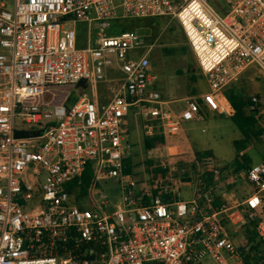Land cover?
Masks as SVG:
<instances>
[{
	"label": "built area",
	"instance_id": "2783aa9c",
	"mask_svg": "<svg viewBox=\"0 0 264 264\" xmlns=\"http://www.w3.org/2000/svg\"><path fill=\"white\" fill-rule=\"evenodd\" d=\"M155 18L179 24L207 92L165 101L157 40L107 34ZM251 70L264 78V0H0V264H264L245 232L264 248V160L227 172L209 155L175 177L157 146L164 175L126 171L130 111L167 142L203 121L199 100L231 117L223 95ZM111 71L105 99L90 97ZM249 110L262 115L264 97Z\"/></svg>",
	"mask_w": 264,
	"mask_h": 264
},
{
	"label": "rangeland",
	"instance_id": "374dc122",
	"mask_svg": "<svg viewBox=\"0 0 264 264\" xmlns=\"http://www.w3.org/2000/svg\"><path fill=\"white\" fill-rule=\"evenodd\" d=\"M120 24L121 29L116 34L136 31L145 36L149 42L157 40V46L151 55V69L153 74L157 76L154 88L160 92L165 101L197 97L208 91L202 72L188 47L183 31L176 21L168 23L167 18L133 19L121 21ZM111 25L113 28L108 29L107 34L114 35L112 31L119 23L114 21ZM135 25L137 29L133 30ZM91 26L95 36L97 25L92 24ZM75 28L78 35V46L80 48L86 47L89 38L88 25L77 23ZM120 77L121 74L116 71L109 72L105 81L107 83L97 85L95 90L89 91V96L96 95L99 100H104L107 84L119 81ZM231 92L240 96L242 102H247L255 94L264 97V78L254 70L248 71L226 93L230 95ZM199 104L201 105L200 100ZM245 112L246 116H250L249 104L245 107ZM137 114L132 110L125 119V128L129 133L128 141L132 146L134 145V164L130 166L128 163L127 166L130 173L135 174L137 179L144 181L147 177L145 172L149 153L144 148L146 140L144 127L140 116ZM202 116L203 121H191L182 126V135L173 138L178 139V142H169L168 138L167 142L164 141L161 145L159 153L164 154V159H166V153L168 154L166 160L170 162L175 177L181 176L182 171L180 169L184 167L189 171L188 161L194 158L199 159L211 155L221 167L227 166L224 170L229 172L234 169V159L241 158L247 164V162H251L252 157L257 156L256 153L264 155V140H261L258 134L256 135L264 128V113H262L263 119H259L258 123H255L250 129L248 150L244 152V158L240 157L238 152L243 147L234 146L235 142H242L244 139V134L236 121L207 111H203ZM182 159L185 161L183 162ZM252 163H257V158H254ZM86 208L89 209L90 206L86 205Z\"/></svg>",
	"mask_w": 264,
	"mask_h": 264
},
{
	"label": "trees",
	"instance_id": "16d2710c",
	"mask_svg": "<svg viewBox=\"0 0 264 264\" xmlns=\"http://www.w3.org/2000/svg\"><path fill=\"white\" fill-rule=\"evenodd\" d=\"M128 20H133V19H128ZM135 20V19H134ZM121 21L124 20H120L118 21L119 25L115 26L114 29L112 31L113 34H116L118 32V30L121 29ZM132 25V24H131ZM137 26L135 25V27H133V30L137 29ZM189 47V46H188ZM194 78V76L192 77V79ZM86 89V85L80 83L77 87V93H82L83 90ZM227 92V91H226ZM224 99L227 102V106L230 109L231 113H232V117L231 119H234L237 123V125L239 126V129H241L242 133L244 134V139L242 142H235L234 146H239V147H243L242 149H239L238 152L244 150L247 148V144L249 142V137H250V129L251 127L255 124L258 123V120H262L263 116L262 115H258L256 113L251 112L250 116H246V112H245V107L248 106L250 99L247 100V102H242L240 96L236 95L234 92H231V94H227L224 93ZM261 136L263 134V129L260 130L259 132L256 133V135ZM178 142V139H173V138H169V142ZM164 143V140L162 139V137H153L151 139H146L145 140V149L148 151L154 147L157 146H161ZM182 161L184 162L185 160L182 159ZM177 162V161H176ZM161 165L151 161V160H147L146 161V173L148 174L149 178L151 181L155 180V177L157 175H164V170L160 169ZM241 167H244L242 165L237 164V166L235 167V169H240ZM128 172V170H126ZM246 234L248 235V239L250 240V242L252 244H254V246L252 247V250H256V251H264L262 245L260 242H257V239L254 235V232L252 230L246 229L245 230Z\"/></svg>",
	"mask_w": 264,
	"mask_h": 264
},
{
	"label": "crops",
	"instance_id": "0c3cea01",
	"mask_svg": "<svg viewBox=\"0 0 264 264\" xmlns=\"http://www.w3.org/2000/svg\"><path fill=\"white\" fill-rule=\"evenodd\" d=\"M107 85H108V84H107ZM185 98H186V97H185ZM185 98H177V99L172 100V101L183 100V99H185ZM200 102H201V101H200ZM180 105H183V104H180ZM200 106H201V112H202V113H203V111L210 112V111L205 107V105L203 104V102H201V105H200ZM215 114H216V113H215ZM216 115H217V114H216ZM218 116H219V115H218ZM221 117H224V116H221ZM231 117H232V116H231ZM231 117H229V118H231ZM145 138H146V139H151V138H147L146 136H145ZM144 145H145V144H144ZM133 146H134V145H133ZM133 146H132V147H133ZM144 148H145V146H144ZM152 149H153V148H152ZM152 149H150V150H152ZM150 150H148V151H150ZM246 150H248V148H246V149L240 151V152H239V154H240L239 156L242 157V158H244V156H245V155H244V152H245ZM148 151H147V152H148ZM246 152H247V151H246ZM256 155H257V156H256V157H252L251 162H247V164H245L244 161H243L241 158H240V159L237 158L236 160L234 159V166H233L234 169H233L232 171H236L235 167L237 166V164L242 165V166H244V167H246V166L248 167V166H250L251 164H256V163H252V161H253L254 158H257V163L260 162V161H262V160H264V155H262V154H261V155H260V154L258 155L257 153H256ZM207 156H209V155H207ZM207 156H204V157H207ZM151 161H153V160H151ZM154 162H156V161H154ZM223 167H224V168H223ZM223 167H222L223 169H226V168H227V166H223ZM228 167H229V166H228ZM244 167H241L240 169H242V168H244ZM240 169H237V170H240Z\"/></svg>",
	"mask_w": 264,
	"mask_h": 264
}]
</instances>
